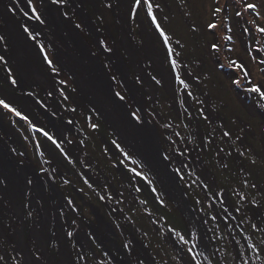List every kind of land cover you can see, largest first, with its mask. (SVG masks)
Here are the masks:
<instances>
[{"label":"rangeland","instance_id":"374dc122","mask_svg":"<svg viewBox=\"0 0 264 264\" xmlns=\"http://www.w3.org/2000/svg\"><path fill=\"white\" fill-rule=\"evenodd\" d=\"M27 1L31 4L29 0H23L29 16L18 0H0V37L3 38L0 54L13 72L5 79L0 69V99L31 121L29 137V121L25 120L23 126L16 115L6 116L0 110V179L4 181L0 185V263L11 264L10 255L17 264H104L101 259L95 260L104 254L109 264H156L148 248L167 255L169 250L162 248L164 237L174 247L175 250L166 243L175 258L173 261L178 260L179 264L191 260L187 248L192 244L197 245L193 253L202 264H264V117L255 114L256 110L264 115V99L247 91L252 85L264 88V64L260 63L264 60V34L258 31L264 28V0H152L153 14L168 37V44L164 43L146 9L133 12V0H62L56 4L52 0H34L35 7L31 6L40 14V21L35 19L36 13ZM247 4L255 5V9L246 8ZM217 8L219 12H216ZM46 10L51 11L53 23L57 18H61L62 24L70 22L68 26L101 63L107 78L110 76L115 93L120 100V97L125 100L127 112L139 119L138 107L141 106L144 113L145 109L149 110L154 123L146 117L156 128L167 159L181 172L183 181L177 177L179 170L175 171L171 166L178 185L192 204L198 225L191 224L186 213L184 215L181 207L179 209L174 203L172 193L168 192V186L175 192L171 175H166L164 181L155 177L158 192L151 191L143 176L130 175L136 166L130 162L133 160L125 158L128 172L119 169L124 180L122 184L120 179L109 177L107 171L115 169L105 156L100 141L105 140L103 136L108 130L126 142L128 135L110 123L111 118L108 121L96 104L84 97L76 75L68 69L74 59L61 54L64 43L53 30L55 24L50 27ZM71 13L77 16L79 28L71 21ZM209 24L217 27L210 29ZM123 34H127L140 50L142 61H132ZM33 36L43 40L55 58V68L60 72L58 76L54 75L56 83L63 97L73 100V104L66 100L70 113H61L57 108L55 84L50 80ZM213 44L219 51L212 48ZM169 48L172 49L171 56L168 55ZM112 49L117 50L128 79L140 91L141 100L136 98L135 89L108 57V51ZM172 60L176 61L175 68ZM233 60L247 66L250 73L247 78L231 64ZM157 62L168 79L158 69ZM26 63L29 68L31 63L37 73L26 68ZM24 67L28 71H23ZM177 76L188 85L186 89L183 87L184 91ZM234 80H240L241 84H234ZM116 81L120 85L117 83L115 87ZM145 81L151 83V88L144 85ZM98 82L100 86L108 87L101 76ZM239 88L247 101L235 92ZM255 95L258 99L252 98ZM150 101L155 103L153 107L147 104ZM74 104L80 113L72 110ZM153 113L163 116L162 125ZM181 115L187 118L186 122L182 118L178 123ZM123 117L133 120L128 113ZM36 129L47 131L57 139L70 164L61 159L57 148ZM78 130L83 135L75 137ZM225 132L229 135L225 136ZM26 145L30 160L13 158L12 151L18 147L20 151L25 150ZM39 151L50 158L48 167L58 165L61 180L65 175L69 177L68 184L61 190L65 194L81 193L76 195L77 204L67 202L50 178L54 171H45L35 158ZM25 166L32 172L22 178L21 171ZM95 167L99 173L94 175L90 172ZM100 173L114 184L112 192H107L105 180L96 176ZM35 179L43 184L38 199V189L35 191L33 187ZM28 180L32 183L28 184ZM21 182L27 187H19ZM80 183L82 188L85 184L89 186L88 193H82ZM101 186L108 195L103 201L105 207L93 199L98 192L104 194ZM191 192L204 195L206 205L201 207L204 211L199 209L198 200ZM117 198L131 208L126 204L119 208ZM143 199L147 202L144 208L141 207ZM168 201L173 205L172 210L166 206L170 211L163 208ZM155 213L156 218L152 219L151 215L155 216ZM132 219L141 222L132 227L129 224ZM183 225H187L189 235ZM79 228L89 240L88 246L80 245L76 240ZM69 232L72 233L70 238ZM198 233L204 238V247L198 245ZM181 236L190 241L183 246L186 254L175 239ZM121 244L130 245L131 258L128 259V252L125 253ZM253 247L259 256L253 252ZM165 262L169 264L168 260Z\"/></svg>","mask_w":264,"mask_h":264},{"label":"bare ground","instance_id":"6f19581e","mask_svg":"<svg viewBox=\"0 0 264 264\" xmlns=\"http://www.w3.org/2000/svg\"><path fill=\"white\" fill-rule=\"evenodd\" d=\"M71 1L73 2L76 0H71ZM120 1H126V0H120ZM18 2L21 3L24 12L26 13V15L29 16L28 14L29 11L26 10L24 6L25 3L23 2V0H18ZM50 12L51 11L46 10L47 21L49 22L51 28L55 24L53 30L57 31L56 33L59 35V37L62 39L64 43V46H61L62 47L61 54L65 55L69 59L70 58L74 59V64L73 65L70 64L68 66V69L71 70L76 75L84 97L95 103L99 111L105 116V118L108 121L109 118H111L112 121L110 123L118 127L125 134H128L133 129V123L130 122L128 119L124 118L123 116H126V114L128 113L129 118H135V119L137 118L131 112L130 113L127 112L128 108L126 106V103L124 102L125 100L124 99L120 100L119 96L116 93H114L112 86L108 82L107 74L103 69L101 63L97 61V59L92 55L89 48L86 45H84L85 43L80 42L79 39L81 37L77 35L74 29H73L74 31H72V29L68 26L70 22L67 20L68 21L67 25L62 24L61 18H57L55 21L56 23H53V18ZM82 14L83 16L88 18L87 14L84 13L83 11ZM87 20L91 23L89 18ZM90 27L93 29L94 32H96L93 25H90ZM123 41L127 51L130 53L132 61L134 62H138L139 60L142 61V55L140 50L132 43L131 38L127 34H123ZM108 57H110L111 60L114 62V64L118 67L122 77L127 79L131 87L135 89L136 98L141 100L140 91L134 86L133 83H131V79H128V76L124 68V64L122 63L117 50L116 49L109 50ZM92 58L94 59L95 62L92 60ZM26 64H27L26 68L32 69L34 72H36L31 63H30V68H29V64L28 63ZM26 68L24 67L23 71L25 72L28 71ZM77 69H79L80 71L77 72L76 71ZM158 69L162 71L165 74L166 78L168 79V75L165 72V70L162 68L160 63H158ZM100 76L103 79L104 83L106 84L108 83L107 84L108 87L100 86L98 82ZM144 85L149 86L151 88V83L149 81H145ZM119 109H122L123 112L121 113ZM140 110L142 112L141 106H140ZM151 130L153 129L151 128ZM262 130H264V123ZM162 166L163 167L160 169L159 168L152 169L153 174L159 181L166 180L167 177L166 175L172 176V184L175 192H172L169 186L167 187L168 192L170 194L172 193L173 196L172 198H174V200L177 202L179 207H181L183 212L186 213L191 224L198 225V220L195 211L192 207V204L186 198L183 189L178 185L175 176L169 171L167 163L163 160H162ZM166 169L168 170L169 173L166 172ZM31 172L32 169L28 166H25V168L21 171L22 178L25 177V175L30 174ZM15 183H18V180H15ZM18 186L21 188L27 187L26 185L23 184V182H21ZM33 187L35 191L38 189V192L36 193V198L38 199L41 191L43 190V184L41 182L36 181L35 179ZM55 188L54 191H56ZM56 217L58 218V216ZM80 229L82 228H79V230L76 232V240L80 243V245L84 244L88 246L90 244L89 240L87 241L85 239V235L83 231H81ZM198 245L202 247L205 246L204 238L200 233H198ZM205 258H207V255H205Z\"/></svg>","mask_w":264,"mask_h":264},{"label":"trees","instance_id":"16d2710c","mask_svg":"<svg viewBox=\"0 0 264 264\" xmlns=\"http://www.w3.org/2000/svg\"><path fill=\"white\" fill-rule=\"evenodd\" d=\"M30 1V0H29ZM35 1H37V0H35ZM28 2V1H27ZM28 4H29V2H28ZM34 6L35 7V2H34V0H31V4H29V6H30V8L33 10V7L32 6ZM69 17H70V19H71V21L77 26L78 24H79V26H80V23L79 22H77V16L74 14V13H71V14H69ZM79 28V27H78ZM33 41H34V43H35V45H36V47L39 49V52H40V54H41V56L43 57V61H44V65H45V68H46V70L49 72V74H50V80H51V82H53L54 84H55V88H54V92H55V96H56V103H57V108H59V111H61V113H64V111H66V114H67V112L68 113H70L69 111H70V109L68 108V103L66 102V100H69V102H70V104H73L72 102H73V100L72 99H70L69 97H63V95H62V93H61V89H60V87L57 85V83H56V78H55V73L57 74V76H58V74H60V72H59V70H57V68H55V65H54V63L56 64V62H55V58L53 57V55H52V52H51V50L48 48V47H46L47 45L45 44V42L43 41V40H41L39 37H34L33 36ZM41 48H43V51H41ZM0 57H3L1 54H0ZM45 57H47V59H45ZM49 61L51 62V63H49ZM0 69L3 71V77L5 78V79H8V75L9 74H13V72H12V70H11V67L9 66V64L7 63V62H5L4 61V57H3V59L2 60H0ZM234 71H230V73H233ZM13 76V75H12ZM11 76V77H12ZM11 77H10V79H11ZM179 81V80H178ZM9 82V81H8ZM117 81H116V84H115V82H114V84H115V87H116V85H117ZM186 83V82H185ZM119 84V83H118ZM187 84V83H186ZM120 85V84H119ZM181 86H182V90H183V85L181 84ZM184 89H186V88H184ZM37 90V89H36ZM184 91V90H183ZM30 92H33V91H30ZM35 92V91H34ZM236 93H238V94H240V95H243V94H241V91H240V88L239 89H237L236 91H235ZM190 96V98H191V100H193V98H192V96L191 95H189ZM244 96V95H243ZM245 98V97H244ZM256 99H258V98H256ZM245 100L247 101V99L245 98ZM37 102H39L38 101V99H37ZM151 104L152 105V107L155 105V103H152L151 101L150 102H147V104ZM147 106V105H146ZM63 107H65V109L63 110ZM72 108V110L73 111H75V112H77V113H80L79 112V109H78V107H76V105L74 104V107H71ZM180 108V107H179ZM0 110L2 111V113L3 114H5L6 116L9 114V115H12L13 113H10V112H7V110H5V109H3V107H0ZM63 110V111H62ZM180 110H181V108H180ZM145 111H146V116L148 117V118H150L151 120H152V122L154 123V120L152 119V117H151V115H150V112H149V110L148 109H145ZM169 112H172L171 110L169 111ZM8 115V116H9ZM87 115H89V113L87 114ZM153 115H154V117H155V119H156V121L159 123V124H161L162 123V119H163V116H156V114L155 113H153ZM178 115V114H177ZM12 116H15L14 114L12 115ZM18 118H20V117H18ZM182 118L183 119H185V122H186V120H187V118L185 117V116H183V115H181V117L179 118V121H178V123L182 120ZM74 119L76 120V117L74 116ZM22 120V119H21ZM27 122L29 121V119L28 120H26ZM26 121L25 120H22V121H20V123L24 126V125H26ZM156 124V123H155ZM162 125V124H161ZM30 126V123L28 122V125H27V128ZM33 125H31V128H33L32 127ZM157 126V125H156ZM158 128V127H157ZM29 129V131L27 130V129H25V130H27V132H28V134H29V137H30V133H31V131H30V127L28 128ZM77 132V136H75V137H80V136H82L83 134H82V131L81 130H78V131H76ZM20 134V133H19ZM106 135H104L103 137L105 138V140L104 141H100V145H101V147L104 149V151H105V156L107 157V159L109 160V162L112 164V166L114 165V171H113V169H111V170H109V171H107V173H108V175H109V177H111V179H116V178H118V179H120V184H122L121 182H122V178L120 177V170L119 169H121L122 171H124V170H126L127 171V169H128V167H127V165L125 164V158L129 161V159L130 160H133V161H130L134 166H136V169H135V171H132V173L130 174L131 176H134V177H138V176H143V178L142 179H144V181H145V183L147 184V186H149L150 188H151V191H156V192H158L157 191V185H156V183H155V181L153 180V178L149 175V173L143 168V166L135 159V157L126 149V147L122 144V142L118 139V137H116V135L114 134V133H111V132H109V130H108V133H105ZM21 138H22V140L23 141H25L24 140V137L21 135ZM47 140V139H46ZM47 142H48V140H47ZM30 144H31V146H33V144L31 143V141H30ZM54 146V145H53ZM35 147V146H34ZM55 147V146H54ZM105 147H107V149L105 148ZM109 147H111L112 148V151L110 152V149H109ZM27 148H28V146L26 145V148H25V150H21L20 151V149H19V147H18V150H13L12 151V156H13V158L15 157V158H19V157H24V158H27L28 160H30V156L28 155V152H27ZM36 148H39V146H37ZM41 148V147H40ZM38 150V149H37ZM57 151V153L59 154V156L61 157V159L63 160V161H65V162H69V157L67 156V158H65V154H64V152L62 151V149L60 148V149H57L56 150ZM18 153H21V154H18ZM39 156L38 157H35L37 160H38V162L39 163H41L42 165H43V168L45 169V171L47 170V169H49V170H51V172L52 171H54V174H51V176H50V178L51 179H53V181L55 182V184H56V186L61 190V187L62 186H65L66 184H68V178L69 177H67L66 175L64 176L65 177V179L63 178L62 180L60 179V177L58 176V172H60V171H57L58 170V165H55V167L54 168H51V167H48L49 166V162H50V158L48 159L47 158V155H45V154H42V152L41 151H39ZM126 155H128V156H126ZM49 160V161H48ZM32 162H33V160H31ZM68 164H70V163H68ZM171 164H172V162H171ZM173 165V164H172ZM87 166H90V164H87ZM173 167H174V169H175V171H176V169H178L179 170V168H175V166L173 165ZM102 168V167H101ZM40 169V168H39ZM70 169H72L71 168V166H70ZM96 167H95V169L93 170V171H91L90 173H93L94 175H95V173H99V171L97 170L96 171ZM128 172V171H127ZM127 172H126V174H127ZM53 173V172H52ZM137 173H139V175H137ZM48 174V173H47ZM62 174H63V172H62ZM176 174H177V177L180 179V176H181V172H180V170L177 172L176 171ZM212 174V173H211ZM50 175V174H49ZM130 175H128V177H131ZM96 176H98L99 178H100V180H102V181H104L105 180V183H104V185H106V186H108V189H107V192H112L111 191V188L114 186V184L112 183V181L110 180V178H106L105 177V175L103 174V175H101V173L99 174V175H96ZM244 176L246 177L247 175L246 174H244ZM244 176H242V178L244 177ZM126 180V179H125ZM137 180V179H136ZM124 181V180H123ZM180 181H183V179L181 180L180 179ZM217 181V180H216ZM108 182V185L106 184ZM79 186V188H80V190H83L82 191V193H85V192H89V190H90V188H89V186L87 185V184H85L84 185V187L82 188V185H81V183H80V185H78ZM73 188H76V186L74 185L73 186ZM101 188H102V186H101ZM95 190H97V188L95 187L94 188ZM93 189V190H94ZM98 191V190H97ZM102 191H103V193L104 194H101V193H99L98 192V194H94L93 196H94V200H96L102 207H105V203L103 202V201H105V200H107V194L105 195V192H104V190H103V188H102ZM61 192H62V195H63V197L67 200V202L70 204V205H75V203L77 204L79 201H78V199H77V196H78V194H81V193H76V191H73V193L74 194H65L62 190H61ZM101 192V191H100ZM192 193V192H191ZM159 194L161 195V192H159ZM193 194V193H192ZM77 195V196H76ZM159 197V196H158ZM193 197L196 199V200H198V206H199V209H201V207L202 206H204V204L206 205V201H205V199H204V195H202L201 193H199L198 194V196H197V194L195 195V194H193ZM121 198V197H120ZM118 199V198H117ZM143 201L144 202H142L141 203V207H147V202H146V200H144L143 199ZM117 202H119V208H120V206L122 205V204H126V203H122L121 201H119V199H118V201ZM166 206H169L170 208H171V210H172V208H173V205H172V203H170L169 201L167 202V205H164L163 206V208L164 209H167V210H169ZM126 207H128L127 206V204H126ZM128 208H131V207H128ZM126 208H124L123 210H125ZM206 209H207V207H206ZM107 211V210H106ZM170 211V210H169ZM174 211L178 214V215H180L179 214V212H177L175 209H174ZM201 211H204V209H201ZM156 212V211H155ZM69 214H71L70 212H68ZM175 213V214H176ZM156 214L157 213H155V216L153 215H151V217H152V219L154 218H156ZM71 216V215H70ZM123 217V216H122ZM72 220L73 219H71V222H70V224H72ZM141 222V220L140 219H132L130 222H129V224L132 226V227H134V226H137L139 223ZM9 223V222H8ZM115 225V224H114ZM116 226V225H115ZM186 229H184V228ZM183 230H185V231H187V235H189V232H188V228H187V225H183ZM117 228V227H116ZM70 229V228H69ZM68 229V230H69ZM118 231V230H117ZM116 231V232H117ZM119 236V235H118ZM176 239V241H177V244L182 248V250H183V252H184V254H186L185 253V251H184V244L181 242V240L179 239V238H175ZM141 240V239H140ZM179 241V242H178ZM129 242H130V238H129ZM190 242V241H189ZM166 243H168L169 245H170V247L171 248H173L174 249V247L167 241V239H165L164 237H163V240H162V248H164V250H166L167 251V249L169 250V253L166 255L164 252H161L160 254H157L156 253V251L154 250V248H152V249H150V247L149 246H147V247H149L148 249H149V255H151V256H153V258L155 259V261H156V264H166V260H168L169 261V264H179L177 261H173V260H175V258L173 259V256H172V251H171V249H170V247L166 244ZM121 246H122V249H123V247L125 248V249H123L124 251H125V253H127L128 252V259L129 258H131L132 257V252L130 251V250H128V248H129V244H127L126 246L125 245H123V244H121ZM184 246V247H183ZM152 250V251H151ZM175 250V249H174ZM176 253H177V251H176ZM9 258H11L13 261H12V263L11 264H17V261L15 260V259H13L10 255H9ZM96 259L95 260H97L98 261V259H101L105 264H109L108 263V260H107V258L105 257V255L103 254V256L100 258V257H95ZM188 261H189V264H194V262L193 261H191L190 260V258L188 259ZM198 262H199V260H198ZM199 263H201V262H199ZM2 264V263H1ZM202 264V263H201Z\"/></svg>","mask_w":264,"mask_h":264},{"label":"snow or ice","instance_id":"6c2138e0","mask_svg":"<svg viewBox=\"0 0 264 264\" xmlns=\"http://www.w3.org/2000/svg\"><path fill=\"white\" fill-rule=\"evenodd\" d=\"M30 2H31V0H30ZM58 2H62V0H52V3L53 4H56ZM108 6L111 7V5H108ZM156 7L158 8L159 5H156ZM246 8H248V9H255V5H253V4H247L246 5ZM138 9H146L147 10V15L151 18V22L156 26V29L159 31L160 36L164 38V43L165 44H168L169 43V39L165 35L164 31L161 29L160 25L157 23V18L153 14L154 5H153L152 0H133V9H132L133 12H135ZM219 11H220V9L217 8L216 9V12H219ZM33 12L36 13L35 19L38 20V21H40L41 20V16H40V14L37 12V10L35 8H33ZM237 14L239 15V13H237ZM77 27H79V25H77ZM208 27L210 29H212V28L217 27V25L216 24H209ZM25 31L27 32L28 29H25ZM258 31H260L262 34H264V28H259ZM30 35H31V33H30ZM2 39L3 38L0 37V40H2ZM212 48L214 50H216V51H219L218 46L215 45V44L212 45ZM41 51H43V48H41ZM168 55L169 56L172 55V49L171 48L168 49ZM2 59H3V57H0V60H2ZM45 59H47V57H45ZM49 63H51V62L49 61ZM260 63L261 64H264V60H261ZM171 64H172V67L175 68L176 61L175 60H172L171 61ZM231 64L233 66H235L239 71H241L244 74L245 78H247L250 75V73L247 71V66L244 65L242 61L240 63H237V61L233 60V61H231ZM221 66L223 67L224 65H221ZM176 79L179 80L180 84H182L185 88L188 87V85L185 83V81L183 79H180L179 76H177ZM12 83L15 84L16 81L13 80ZM233 83L234 84H237V85H240L241 84V81L240 80H234ZM249 83L251 84L250 81H249ZM247 91H249L251 93H257V94H259V96L261 97V99H264V89H262L260 86L252 85V86H250L247 89ZM29 95H31V93H29ZM121 99H123V97H121ZM0 107H3V109L7 110V112L13 113L17 117H20V119H22V120H28V117L27 116H23L19 111L16 110L15 107L10 106V103H7V102H5L2 99H0ZM29 123H31V121H29ZM92 127L95 128L96 126L93 125ZM36 131L42 132L43 136L48 141H51V143L57 149H60L61 148V145H60V143L57 142V139L54 138L52 135H50L47 131H42L41 129H36ZM224 135L225 136H228L229 133L225 132ZM237 151H239V150H237ZM240 155L243 156L244 153L243 152H240ZM65 158H67V155L66 154H65ZM252 163L255 164L256 162L255 161H252ZM137 175H139V173H137ZM27 183L28 184H31L32 181L31 180H28ZM3 184H4V181L2 179H0V185H3ZM254 187H255V185H254ZM28 215L31 216L32 213L29 212ZM67 235L70 238L72 236V233L69 232ZM177 235H179V234H177ZM180 240L185 245H187L189 243L187 240L184 239L183 236L180 237ZM196 247H197L196 244H192L191 247H188L187 248V252L189 253V255L191 257V261L196 262V264H199V262L196 260V254L193 253V250ZM252 250H253V252L256 253L257 256H259V252L256 251V248L255 247H253ZM37 259H39V257H37ZM185 264H188V261H185ZM245 264H247V262H245Z\"/></svg>","mask_w":264,"mask_h":264},{"label":"water","instance_id":"95a60500","mask_svg":"<svg viewBox=\"0 0 264 264\" xmlns=\"http://www.w3.org/2000/svg\"><path fill=\"white\" fill-rule=\"evenodd\" d=\"M109 77L107 79L111 85L112 80ZM111 86H112V89L115 93L113 83ZM138 110H139V119L132 118L133 120L130 121L133 123V129L127 134L128 135V138H127L128 142H126L124 139H122L118 134H116L114 132L113 133L118 137V139L122 142V144L126 147V149L135 157V159L146 169V171L151 175V177L153 178L154 181H156V178L152 172V169L162 168L163 167L162 166V160L167 163L169 171L172 174H174V171L171 168L169 160L167 159L166 155L164 154V152L161 148V144L159 141V137H158L156 128L148 120V118L146 117V114L143 112V110L141 112L140 107ZM142 113H143V116H142ZM151 128L153 130H151ZM110 150L112 151L111 148H110ZM156 162H157V164H156ZM166 172H168L167 169H166ZM174 203L177 205V203L175 201H174ZM179 209H180V207H179ZM183 214L185 215V213H183Z\"/></svg>","mask_w":264,"mask_h":264},{"label":"clouds","instance_id":"9594fccd","mask_svg":"<svg viewBox=\"0 0 264 264\" xmlns=\"http://www.w3.org/2000/svg\"><path fill=\"white\" fill-rule=\"evenodd\" d=\"M262 88V87H261ZM262 89H264V88H262ZM237 95L240 97V99H242V97H244L243 95H240V94H238L237 93ZM242 96V97H241ZM256 96H258V95H255V96H252V98H256ZM243 100V99H242ZM244 101V100H243ZM254 110V109H253ZM255 114L256 115H258L259 116V118L261 117V118H263L264 117V115L262 116L260 113H258V111H256L255 110ZM264 123V122H263ZM111 148V147H110ZM112 149V148H111ZM170 163V162H169ZM170 165L172 166V168L174 169V167H173V165L170 163ZM175 170V169H174ZM260 208H261V210H262V207L260 206ZM263 214V213H262ZM264 216V215H263ZM173 238H175V237H173ZM180 247V246H179ZM184 253V252H183ZM10 259V261H11V263H12V259L11 258H9ZM230 260V259H229ZM97 261V260H96ZM210 262H211V260H210ZM122 264H126L125 262H121ZM1 264V263H0ZM101 264V263H100ZM105 264V263H104ZM189 264V263H188ZM211 264H212V262H211ZM233 264H237L236 262H234Z\"/></svg>","mask_w":264,"mask_h":264}]
</instances>
